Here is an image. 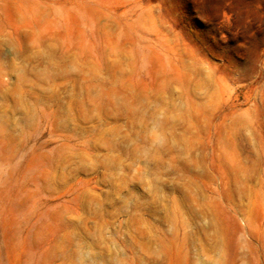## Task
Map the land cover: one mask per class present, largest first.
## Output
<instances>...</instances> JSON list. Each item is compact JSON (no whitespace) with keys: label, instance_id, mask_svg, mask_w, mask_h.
<instances>
[{"label":"rangeland","instance_id":"1","mask_svg":"<svg viewBox=\"0 0 264 264\" xmlns=\"http://www.w3.org/2000/svg\"><path fill=\"white\" fill-rule=\"evenodd\" d=\"M0 264H264V0H0Z\"/></svg>","mask_w":264,"mask_h":264}]
</instances>
